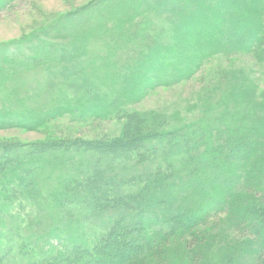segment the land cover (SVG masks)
<instances>
[{
  "label": "trees",
  "instance_id": "1",
  "mask_svg": "<svg viewBox=\"0 0 264 264\" xmlns=\"http://www.w3.org/2000/svg\"><path fill=\"white\" fill-rule=\"evenodd\" d=\"M144 2L150 5L142 4ZM212 2L91 0L58 15L56 21L39 33L0 48V62H8L20 54L33 62L32 58L39 50L51 49L48 45L70 52L71 47L65 42L58 45L46 42V39L84 38L83 28L88 21L97 19L93 17L95 14L105 15L102 18L110 21V12L120 11L124 15H117L119 21L114 25V35L120 44L115 41L118 47H110L109 52L120 54L119 48H123L124 54L129 49L135 53L128 57L130 62L125 60L123 65L115 64L114 68L112 61L103 63L111 67L107 72L82 74V82L76 85L84 90L73 98L78 107L71 105L67 92H60V84L64 83H55L56 78L51 77L45 79V83L58 84L54 90L56 97L52 99L57 102L52 110L19 112L15 107L0 108V128L36 129L50 119L67 113L74 115L77 109L79 115H85L84 120L124 119L122 133L107 139L77 138L33 143L0 140V203L11 202L17 195L28 201L36 200L39 192L25 182L42 168L47 154L74 151L75 154L94 155L93 158L110 154L117 158V162L128 161L134 167L124 172L129 174L125 177L112 165L104 168L95 165L82 177L62 176L61 179L67 180L57 182L51 191L56 205L83 203L82 198L90 196L84 202L93 203L101 211L113 212L110 228L88 247L73 242L55 256H44L47 252L41 250L34 258V249L28 251L30 247L24 244V240H19L20 236L9 233L14 238L7 243V251L12 250L11 261L20 260L22 254L26 264H150L154 254L158 259L167 258L174 237L191 232L210 216L224 213L234 227L248 234L242 247L252 249L249 264H264V97L257 99L252 89L253 81L235 73H223L213 87L218 97L210 116L190 125H183L181 116L171 120L175 123L170 124L166 112L123 108L129 100L145 96L149 89L159 85L172 86L178 80L192 78L200 59L233 45L229 44L232 40L225 38L226 31H223L228 25H233L235 32L243 36L242 50L252 49L260 58L264 55V0H221L219 13L214 11ZM149 8L163 10L174 25L175 32L169 35L171 40L175 39L173 46L150 40L155 34L145 28L149 13L144 11ZM214 17L217 19L213 23L219 27L212 32L210 23ZM103 19L97 25L99 30L95 27L97 31L86 30V34L104 37ZM75 25L79 29L73 34L71 28ZM80 50L78 55L86 53ZM51 72L64 75L59 69ZM24 113L29 116L17 118ZM158 152H165L161 161L165 162L166 168H154L152 164L145 167L143 163L154 160ZM177 161L178 167L175 166ZM137 170H142L143 174L138 175ZM127 178L139 181L141 186L129 193L109 192L99 186L102 181L115 183L116 180L125 186L130 181H126ZM13 186L17 190L12 193ZM150 213L153 217L148 216ZM53 238H56L53 234L36 237L37 241L48 244ZM202 238L194 242L188 240L181 256L172 253L171 262L243 264L235 262L231 244L217 246L216 235L206 240ZM190 241L193 245H189ZM187 243L192 248H188ZM13 248H20L21 252H13ZM4 255L7 253L0 245V264L4 263Z\"/></svg>",
  "mask_w": 264,
  "mask_h": 264
},
{
  "label": "rangeland",
  "instance_id": "2",
  "mask_svg": "<svg viewBox=\"0 0 264 264\" xmlns=\"http://www.w3.org/2000/svg\"><path fill=\"white\" fill-rule=\"evenodd\" d=\"M89 1L91 0H0V48L8 47L14 42H20L32 34L39 33L42 29L48 27L50 23L56 21L58 15L74 10ZM142 4L150 5V3L146 2ZM212 4L215 6L214 11L219 13L221 8L218 10V6L222 7L221 0H213ZM144 7L146 6L144 5ZM144 12L149 13L145 28L150 33L155 34L150 40L156 41L158 44H170L173 46L175 39L171 40L169 35L175 32V27L166 17L167 14L165 16L164 11L159 8L157 10L145 9ZM196 12L197 7H195ZM110 15L111 20L106 21V19L102 18L105 15L95 14L93 17L97 19L88 21L89 23L85 24L83 28L85 30L84 38L46 39V42H56L55 44L58 45L65 42L71 47L70 52L59 51L58 48L48 45L51 49L39 50L37 54L35 53V58H32L33 62L30 61L31 59H25L22 54H20L21 56L18 55V57L15 55L13 60L8 62L1 60L0 108L15 107L19 112H39L41 110L47 112L52 110L54 108L53 104L57 102L52 99L56 97L57 93L54 90L57 89L58 84H46L45 79L51 77L56 78L55 83L59 81L64 83L60 84V92H67L69 101H72L71 105L78 107L75 105L73 98L78 97V94L84 90L81 86L76 85L78 84L77 82H82V74L90 73L91 71L96 73L107 72L111 67L103 65L106 61L114 62L112 66L114 68L115 64L123 65L125 60L130 62L128 57L135 55L133 49L125 52L126 57L124 56L123 48H119L121 50L120 54H111L109 52L110 47L116 49L114 47L116 46L115 41H117L114 35V25L119 21L116 16H123L124 14L119 11L110 12ZM101 19L105 23L103 25V28H106L105 36L86 34V30L97 31L95 27L99 30L98 23ZM214 19L217 18L214 17L210 23L211 27H213L212 32H215L216 28L218 29L219 27L214 25ZM78 29L75 25L71 28V31H74L73 34H75ZM223 31H226L225 38L228 37L232 40L229 44L233 45L225 49L216 48L217 50L214 54H207V56L200 59L196 64L192 78L178 80L172 86L159 85L149 89L145 96L129 100L123 105V108L130 111L155 110L166 112L170 119L167 121L170 124H174L175 121L171 120L180 116L183 125H190L192 122L199 123V119H205L210 116L211 107L213 109L212 105L216 103L215 101L218 97V94L216 95L218 92L213 87L217 84L221 75L226 72L229 74L235 73L240 77L253 81V93L256 92L257 99H263L264 55L260 58L253 53L252 49L242 50L243 36L235 32L233 25H228ZM157 34H163V36ZM234 34L237 35L233 36ZM210 39L214 40L212 37ZM226 43L228 42L226 41ZM262 46L264 48V45ZM78 50L82 52L84 50L86 53L78 55ZM10 53L12 54V51ZM68 53L69 57L67 56ZM10 58L11 55L8 56V59ZM58 69L63 71V76L52 74L51 71ZM103 88L105 89V87ZM79 114L80 110L77 109L74 115L67 113L50 119L43 126L31 130H24L21 127L0 128V140L16 139L23 143L77 138L97 140L112 138L120 135L123 131V118L84 120L85 115ZM26 116H29V114H20L17 118L23 119ZM71 152L44 155L42 168L37 169L30 176L31 180L25 182L26 185H33L39 192L36 200L28 201L24 196L17 195V198H14L11 202L0 203V245L8 255H4V263L2 264H26L21 253L20 260L16 258L17 260L11 261L12 250L7 251V243L11 240L14 241V238L9 233L20 236L19 240H24V244L30 247L28 251L34 249L35 253L32 254V258H34L35 254H39L41 250L47 252L44 256H55L56 252L67 249L73 242L83 243L88 247L110 228V217L113 216V212L108 209L101 211L93 203L84 202L90 196L86 197V199L82 198L83 203L73 202L57 206L51 191L57 182H65L67 180L65 178L61 179L62 176L67 175L69 177L72 174V176L78 175L82 177L83 173L86 174L88 170L92 171L95 165H101L103 168L112 165L116 168V171L125 177L129 174L124 172L134 169L133 164L123 160L117 162V158L110 154H105L99 158L95 155L93 158L94 155ZM163 153L165 152H158V156L154 160L143 163V165L148 168L151 167L150 164L154 168L160 166L166 168L165 162L161 161ZM179 165V161H177L175 166L178 167ZM136 173L138 175L143 174L142 170L141 172L137 170ZM104 176L106 175L104 174ZM129 180L130 178L126 179V181ZM80 184L85 186L83 182ZM122 185L118 180L115 183L102 181L99 184L102 189L109 192L120 191L123 193L132 192L141 186L139 181L133 180H130L125 186ZM11 190L13 193V190L15 191L17 188L13 186ZM20 200L23 201L21 202ZM6 206H8L7 209ZM148 216L153 217V214L150 213ZM231 222L224 213L210 216L191 232L174 237L169 244L170 250L167 252V258L158 259L159 257L154 254L150 264H174L171 262L170 256L172 253L181 256L183 251H185V243L188 240L193 239L194 242L202 237H204L202 239L206 240L208 237L212 238L215 235L218 239L216 241L217 246H221L223 243L231 244V252L235 262L240 261L243 264H249L251 260L249 257L253 256L252 249L247 247L243 249L242 247L245 246L243 242L244 239H247L248 234L241 228L234 227ZM156 228H159V225ZM45 234H53L57 239L53 238L50 240L51 244L44 243L42 240L37 241V236ZM192 236H197L199 239H195ZM189 245H193V243L190 241ZM188 248L192 247L188 246ZM16 251L17 253L21 252V249L14 250L13 248V252Z\"/></svg>",
  "mask_w": 264,
  "mask_h": 264
}]
</instances>
